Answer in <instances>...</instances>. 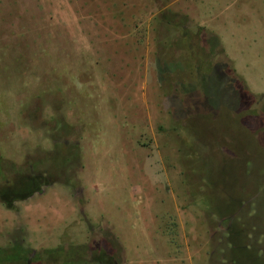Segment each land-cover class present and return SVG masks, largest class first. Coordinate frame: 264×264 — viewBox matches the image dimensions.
Listing matches in <instances>:
<instances>
[{
  "label": "rangeland",
  "instance_id": "rangeland-1",
  "mask_svg": "<svg viewBox=\"0 0 264 264\" xmlns=\"http://www.w3.org/2000/svg\"><path fill=\"white\" fill-rule=\"evenodd\" d=\"M0 156V250L264 264V0H0Z\"/></svg>",
  "mask_w": 264,
  "mask_h": 264
},
{
  "label": "trees",
  "instance_id": "trees-1",
  "mask_svg": "<svg viewBox=\"0 0 264 264\" xmlns=\"http://www.w3.org/2000/svg\"><path fill=\"white\" fill-rule=\"evenodd\" d=\"M173 19H168L167 21L169 24L174 25L177 28H180L182 30L183 34V41L184 42H189V40L192 38V31L189 28V20L187 17L179 16L177 14H172ZM202 32L205 31L204 28L201 29ZM188 39V40H187ZM209 45H215L216 47L220 46L219 39L211 35V40L208 43ZM221 53H224L222 50ZM4 159L3 157L0 156V184L4 186L0 187V201L5 205L10 210L16 209L14 207V203L18 201H24L33 196L37 191H40L39 187L42 184L43 178H46V175L44 173H39L34 171L33 165L31 166L32 171L36 174L31 173H19L13 168L10 169H4L3 171H7L9 173L14 172V177L11 179L8 174H2V163ZM40 165H35V167H39ZM21 176L27 177V182L23 185L18 184V180ZM0 185V186H1ZM76 246H71L69 250H72ZM84 248V255L86 256V259L84 261L85 264L88 263H105L107 262L108 264H120L115 257L108 255L107 251H104L103 249H97L98 246L94 245H87ZM16 246H11L10 249H1L0 250V255H3L2 253L7 250V251H12L6 258H1V263H8V264H14L15 262H20L23 261V264H77L74 262L67 261L63 262L62 258L66 255V250L62 248H58L55 250H50L47 251V256L46 253L44 255L40 254H34L32 251H28L26 256H21L17 253H15ZM74 249H78L77 247ZM61 253V259H55V255ZM52 256V258L50 257ZM47 257L51 258V260L46 259ZM5 260V261H4Z\"/></svg>",
  "mask_w": 264,
  "mask_h": 264
},
{
  "label": "crops",
  "instance_id": "crops-1",
  "mask_svg": "<svg viewBox=\"0 0 264 264\" xmlns=\"http://www.w3.org/2000/svg\"><path fill=\"white\" fill-rule=\"evenodd\" d=\"M206 2V1H205ZM205 7H211L213 4L212 3H209V2H207V3H204L203 4ZM206 12H208V10L205 8V14H206ZM173 14V13H172ZM174 14H177V15H179V16H183V17H187L188 18V20H189V24L191 23V21H190V17L188 16V15H183V14H181V13H174ZM207 15V14H206ZM206 17H204V18H199L198 19V21H200V24H201V26H203L202 28H204V29H206V25H207V22H206ZM178 29H180V28H178ZM181 30V29H180ZM210 33V32H209ZM211 34L212 35H214L212 32H211ZM214 36H216V35H214ZM217 37V36H216ZM218 38V37H217ZM219 39V38H218ZM219 42H220V40H219ZM220 44H221V42H220Z\"/></svg>",
  "mask_w": 264,
  "mask_h": 264
}]
</instances>
